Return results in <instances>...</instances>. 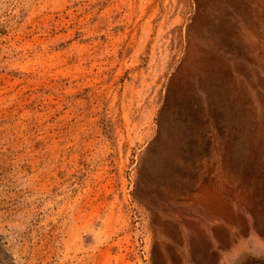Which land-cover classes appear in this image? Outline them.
Wrapping results in <instances>:
<instances>
[{"label": "rangeland", "instance_id": "rangeland-1", "mask_svg": "<svg viewBox=\"0 0 264 264\" xmlns=\"http://www.w3.org/2000/svg\"><path fill=\"white\" fill-rule=\"evenodd\" d=\"M0 264H264V0H0Z\"/></svg>", "mask_w": 264, "mask_h": 264}, {"label": "bare ground", "instance_id": "bare-ground-1", "mask_svg": "<svg viewBox=\"0 0 264 264\" xmlns=\"http://www.w3.org/2000/svg\"><path fill=\"white\" fill-rule=\"evenodd\" d=\"M209 40V39H208ZM207 44V43H206ZM208 44H210V43H208ZM212 44V43H211ZM226 49V48H225ZM207 55V54H206ZM215 59V58H214ZM218 59V58H217ZM201 60V59H200ZM210 61V60H209ZM204 62V61H203ZM223 62V61H222ZM224 64V63H223ZM208 65H210V64H208ZM204 68V67H203ZM207 70V69H206ZM218 71V70H217Z\"/></svg>", "mask_w": 264, "mask_h": 264}]
</instances>
